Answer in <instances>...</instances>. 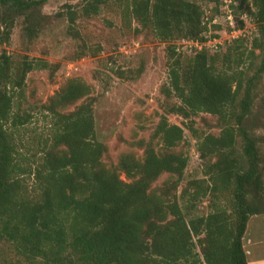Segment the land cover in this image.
Instances as JSON below:
<instances>
[{
	"label": "trees",
	"instance_id": "trees-1",
	"mask_svg": "<svg viewBox=\"0 0 264 264\" xmlns=\"http://www.w3.org/2000/svg\"><path fill=\"white\" fill-rule=\"evenodd\" d=\"M106 1L83 0L80 15H97ZM197 1L208 9L190 0H119L129 18L151 29L163 44L176 38L203 41L209 21L225 12L222 0ZM46 2L0 0V246L31 263L41 259L39 264H247L242 239L248 221L264 214V153L259 147L264 135H256L264 125H253L255 81L264 73V0H232L235 28L243 32L222 57L248 40L244 27L252 23L256 35L250 52L257 50L261 57L254 76L217 70L223 47L178 51L175 42L166 45L169 60L184 58L168 67L163 93L179 102L168 112L184 119L205 113L221 124L218 136L197 138V155L208 161L207 179L201 180L206 187L192 182L184 191L190 202L208 195L210 210L187 219L175 192L188 159L170 152L183 140L182 129L163 117L153 133L163 152L147 144L142 162L122 156L117 169L130 180L125 182L117 169L101 162L105 146L95 138L91 103L59 111L87 94V86L78 81L69 80L42 107L50 123L34 168L19 162L10 129L24 123L12 112L10 92L23 88L34 64L46 65L26 61L14 67L3 48L18 18L27 40L39 35L48 19L41 13ZM65 14L73 23L76 11L69 8ZM212 29L224 30L219 25ZM26 174L33 179L30 191ZM163 174L178 179L150 191Z\"/></svg>",
	"mask_w": 264,
	"mask_h": 264
},
{
	"label": "rangeland",
	"instance_id": "rangeland-1",
	"mask_svg": "<svg viewBox=\"0 0 264 264\" xmlns=\"http://www.w3.org/2000/svg\"><path fill=\"white\" fill-rule=\"evenodd\" d=\"M82 1L47 0L41 13L48 19L39 35L32 41L27 40L23 33V19L18 18L8 44L3 48L8 51L14 67L26 61H41L46 65L39 68L34 64L35 68L26 75L23 88L10 92L12 112L24 123L18 129H10L19 162L25 167L34 168L41 155L38 144L41 138L46 137L50 123L42 107L69 80H75L87 86V94L59 111L67 113L82 103H91L95 138L105 146L101 162L106 168L117 169L124 155L142 162L144 145L147 144L152 145L157 153H162L161 143L153 137V133L163 117L169 124L182 129L183 140L170 150L188 159L175 194L186 219L207 214L210 197L205 195L190 202L184 196V191H190L192 182H200L201 186L206 187L201 180L207 179L204 177V167L208 161H202L197 155V138L208 134L218 136L221 124L217 116L205 113L184 119L168 112L172 106L179 105L175 97H167L163 93L168 84V67L184 58L177 55L169 60L165 48L174 42L178 46L182 39L161 43L151 29H142L129 18L119 0H107L97 15L82 17L79 12ZM190 1L201 4L203 10L209 7L197 0ZM69 8L77 13L73 23L68 21L65 14ZM57 12L61 13L60 17L55 16ZM222 27L224 30L221 33L212 29L211 34L227 39L226 27ZM244 31L248 40L242 42L236 51L232 50L231 56L224 60L223 54L228 47H233V39L225 42L217 55V70L228 72L229 69H236L245 77L256 74L261 57L257 50L253 54L250 52L252 38L256 35L255 27L252 23H246ZM254 93L253 125H264V73L257 77ZM256 135L263 136L264 129L258 128ZM259 147L264 153V143ZM117 173L121 180L130 182L121 171ZM23 179L30 191L32 176L26 174ZM177 179L163 174L151 184L149 190L158 191ZM242 244L247 264H264V214L250 218ZM39 263H43L41 259L31 263L6 245L0 246V264Z\"/></svg>",
	"mask_w": 264,
	"mask_h": 264
},
{
	"label": "built area",
	"instance_id": "built-area-1",
	"mask_svg": "<svg viewBox=\"0 0 264 264\" xmlns=\"http://www.w3.org/2000/svg\"><path fill=\"white\" fill-rule=\"evenodd\" d=\"M222 1L224 4L225 12L223 15L215 16L211 19V21H209V24H207L208 31L205 33L204 40L198 41V40H192V39L190 40L182 39L180 41L181 43L179 42L180 44L177 46L178 51H185V50H192V49L197 50V51H201L203 49L217 50L220 47H223L227 40L230 41L231 39H235L242 34L243 30H237L235 28L234 17L231 13V10L229 9V5L232 3V0H222ZM208 14H209V11H206V15ZM242 17H245V15H243ZM204 22H208L207 17H205ZM212 25L225 26L226 28H228V30H226L225 32L226 34H228V36L226 37L227 39H222V37H220V35H217V34H216L217 37H213L211 34ZM6 54L8 55V51H6Z\"/></svg>",
	"mask_w": 264,
	"mask_h": 264
}]
</instances>
